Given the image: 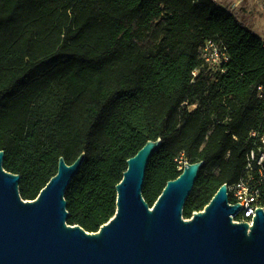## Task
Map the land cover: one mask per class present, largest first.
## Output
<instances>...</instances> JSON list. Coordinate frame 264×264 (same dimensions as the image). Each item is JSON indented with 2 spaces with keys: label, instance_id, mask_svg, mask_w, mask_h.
I'll return each instance as SVG.
<instances>
[{
  "label": "trees",
  "instance_id": "1",
  "mask_svg": "<svg viewBox=\"0 0 264 264\" xmlns=\"http://www.w3.org/2000/svg\"><path fill=\"white\" fill-rule=\"evenodd\" d=\"M244 15L214 0H0V151L22 198L39 196L60 158L85 154L68 224L96 233L116 214L128 160L159 139L150 206L181 158L204 162L185 219L237 184L252 133L264 135V36ZM208 41L230 57L215 72L200 55Z\"/></svg>",
  "mask_w": 264,
  "mask_h": 264
},
{
  "label": "water",
  "instance_id": "2",
  "mask_svg": "<svg viewBox=\"0 0 264 264\" xmlns=\"http://www.w3.org/2000/svg\"><path fill=\"white\" fill-rule=\"evenodd\" d=\"M161 147V139L148 141L128 160L116 186V214L96 233L68 224L66 193L85 154L72 165L60 158L57 174L30 201L0 151V264H264V210L256 211L253 226L234 223L242 207L230 204L228 185L185 219L203 161L187 163L150 206L143 195L147 169Z\"/></svg>",
  "mask_w": 264,
  "mask_h": 264
},
{
  "label": "built area",
  "instance_id": "3",
  "mask_svg": "<svg viewBox=\"0 0 264 264\" xmlns=\"http://www.w3.org/2000/svg\"><path fill=\"white\" fill-rule=\"evenodd\" d=\"M247 0H235V5L240 6ZM264 1V0H263ZM200 55L204 59L210 71H216L229 60L227 49L213 41H208L200 49ZM197 71L193 75L197 76ZM252 137L256 139L255 146L247 155L245 173L237 184L229 187L230 204H240L242 210L233 217L234 223H248L253 226L258 209L264 210V135L254 131ZM181 169L187 162L181 158Z\"/></svg>",
  "mask_w": 264,
  "mask_h": 264
},
{
  "label": "rangeland",
  "instance_id": "4",
  "mask_svg": "<svg viewBox=\"0 0 264 264\" xmlns=\"http://www.w3.org/2000/svg\"><path fill=\"white\" fill-rule=\"evenodd\" d=\"M230 6L231 5H225ZM239 7V6H238ZM245 9L243 18L258 34L264 36V1L263 0H247L240 5Z\"/></svg>",
  "mask_w": 264,
  "mask_h": 264
},
{
  "label": "crops",
  "instance_id": "5",
  "mask_svg": "<svg viewBox=\"0 0 264 264\" xmlns=\"http://www.w3.org/2000/svg\"><path fill=\"white\" fill-rule=\"evenodd\" d=\"M214 1H216L217 3H219V4H223V5H231V7L230 8H232V9H235L236 7H238V6H236L235 5V0H214Z\"/></svg>",
  "mask_w": 264,
  "mask_h": 264
},
{
  "label": "clouds",
  "instance_id": "6",
  "mask_svg": "<svg viewBox=\"0 0 264 264\" xmlns=\"http://www.w3.org/2000/svg\"><path fill=\"white\" fill-rule=\"evenodd\" d=\"M153 209V208H152Z\"/></svg>",
  "mask_w": 264,
  "mask_h": 264
}]
</instances>
